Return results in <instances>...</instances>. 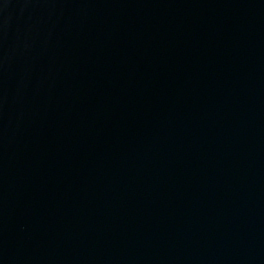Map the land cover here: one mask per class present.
<instances>
[{"label":"water","instance_id":"water-1","mask_svg":"<svg viewBox=\"0 0 264 264\" xmlns=\"http://www.w3.org/2000/svg\"><path fill=\"white\" fill-rule=\"evenodd\" d=\"M0 264H264V0H0Z\"/></svg>","mask_w":264,"mask_h":264}]
</instances>
